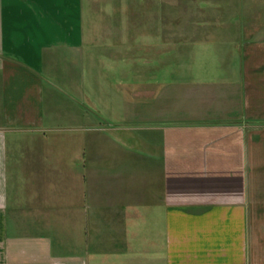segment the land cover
<instances>
[{"label":"crops","instance_id":"crops-1","mask_svg":"<svg viewBox=\"0 0 264 264\" xmlns=\"http://www.w3.org/2000/svg\"><path fill=\"white\" fill-rule=\"evenodd\" d=\"M240 2L208 37L156 9L101 29L86 0H0V264H264V0ZM201 34L225 71L196 59L174 85ZM142 46L164 71L99 104Z\"/></svg>","mask_w":264,"mask_h":264},{"label":"rangeland","instance_id":"rangeland-1","mask_svg":"<svg viewBox=\"0 0 264 264\" xmlns=\"http://www.w3.org/2000/svg\"><path fill=\"white\" fill-rule=\"evenodd\" d=\"M91 2L93 3V11H90L89 7ZM242 5L243 4L240 0H86V18L93 20V24H96L97 27H101V29L105 24H118L122 26L131 25L129 24L131 23V20L129 19L132 18L131 12L134 8L136 11L140 12V25H144L142 28L145 29L147 27L145 24L148 23L150 19L149 17H152V9H156L157 13L161 10L164 14H171L172 24L174 26L180 27L199 24L210 31V34L206 35L211 37L214 35V30L220 25L227 27L230 12L242 9ZM115 9H118L117 13L115 12ZM127 20L129 22H127ZM207 29L206 31H208ZM202 36L203 34H201L200 38L202 44L209 45V49L206 50L207 53L202 55L198 53L197 56L192 57L188 50L182 48H176L173 50L172 68L168 70L167 73L169 75L168 77L171 75L174 85L182 81L181 77L183 75L186 76L195 73L192 69L197 68L196 59H203L207 62L205 65H201L202 67L197 71L199 73H218L225 71L222 67H216L217 61L214 58L217 56L219 50L215 49L216 47H211V45H215L214 39L211 40V42L210 40H203L207 36ZM203 41H208L209 43ZM148 50L147 47L143 46L140 49L135 50V52L139 51L140 53V61H136V67L134 69L128 65L129 63L125 62L121 65L120 62V64L117 65L119 68L118 73L110 76V79H107V82H105L104 79H100L101 76H99L98 82L94 81V85L98 83L99 89L107 94L99 104H109L121 108L123 100L120 96H123L122 91L124 95L126 94V89H121L120 85L117 84L120 80L126 82L132 80L139 81L142 85L147 83L151 84L155 80V75L164 71V69L154 71V69L147 64L146 60H148L149 56ZM124 59L127 61L126 58ZM121 61L123 60L121 59ZM137 68L139 70H137ZM116 76L120 78H117ZM98 87H95L96 89L94 88V95L99 94L97 92L99 90H97ZM172 89L176 90L177 88L174 86ZM143 90L147 91L148 87H142V91ZM106 98L107 102L105 101ZM114 98L116 99L114 100ZM129 99L131 100V98ZM134 102L137 105L139 104L143 110L149 106L150 99L147 95L142 94V98L135 99ZM110 115L111 114L109 113L108 116ZM141 120L144 123L149 121L147 114L142 112Z\"/></svg>","mask_w":264,"mask_h":264}]
</instances>
